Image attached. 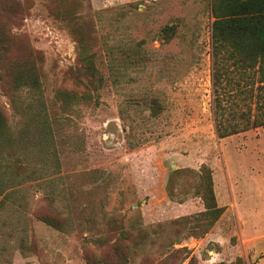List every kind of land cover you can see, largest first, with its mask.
Returning a JSON list of instances; mask_svg holds the SVG:
<instances>
[{
	"label": "rangeland",
	"instance_id": "rangeland-1",
	"mask_svg": "<svg viewBox=\"0 0 264 264\" xmlns=\"http://www.w3.org/2000/svg\"><path fill=\"white\" fill-rule=\"evenodd\" d=\"M214 5L0 0V75L39 85L18 111L0 80V264H264L262 75L215 43Z\"/></svg>",
	"mask_w": 264,
	"mask_h": 264
},
{
	"label": "trees",
	"instance_id": "trees-1",
	"mask_svg": "<svg viewBox=\"0 0 264 264\" xmlns=\"http://www.w3.org/2000/svg\"><path fill=\"white\" fill-rule=\"evenodd\" d=\"M214 11L218 19L213 24V39L216 44L225 48L228 52L233 65L237 64L245 67L247 70H253L257 74L262 75L259 79L258 89L264 91V0H215ZM239 66V67H240ZM6 68L1 69L0 80L5 93L11 100L13 107L18 111H26L24 102L19 92L23 88L38 89L37 79L31 82L27 81V72L16 71L8 74ZM11 74L13 79L9 85L6 80ZM218 77V75H217ZM65 107L86 102L88 99L80 98L75 93L64 94ZM251 128L264 126V94L258 95L256 100V108L254 112ZM36 121V118H33ZM39 125V135L43 143L49 146L52 131L48 122L42 120L37 121ZM27 127V123H26ZM249 127L241 130H232L230 132H222V128L217 124V134L219 138H226L231 135L238 134L239 131H246ZM27 132V128L22 134ZM10 136V126L8 116L5 109L0 105V152L1 149L9 147L13 141ZM51 144V143H50ZM219 210H214L217 212ZM48 225L63 230L65 228V220L57 217L43 218Z\"/></svg>",
	"mask_w": 264,
	"mask_h": 264
}]
</instances>
